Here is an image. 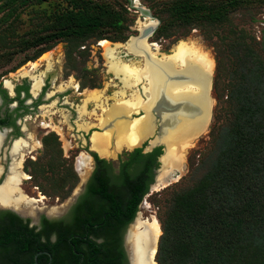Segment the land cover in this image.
I'll use <instances>...</instances> for the list:
<instances>
[{"label": "trees", "instance_id": "obj_1", "mask_svg": "<svg viewBox=\"0 0 264 264\" xmlns=\"http://www.w3.org/2000/svg\"><path fill=\"white\" fill-rule=\"evenodd\" d=\"M38 1L41 0H0V11L9 8L14 13L19 7ZM66 2L70 8L59 14L47 34L35 37L33 46L45 44L39 53L62 41L71 63L76 61L74 54L87 43L86 48L103 39L125 40L121 36V22L126 20L127 13L124 8L116 10L98 0ZM9 18L10 15L4 16L3 22ZM169 27L172 30L164 34L167 37L189 26ZM159 30L161 27L156 35L164 33ZM238 40L242 43L235 44V60L228 58L224 48L219 50L217 43L213 45L216 86L219 84L224 93L218 97L224 120L213 137L210 168L191 187L174 192L166 213L159 218L162 235L158 264H264V31L260 42L247 39L243 33ZM226 41L228 37L223 35L221 43ZM46 145L59 147L53 138H47ZM161 154V148L147 154L136 149L122 164L121 175L114 177L110 175V163L95 156L100 166L94 180L100 186L92 183L87 195H99L104 200L85 202L73 212V223L65 228L58 226L55 232L46 220L42 229L37 230L16 214L0 211V264H34L36 254L43 251L51 254L50 264L115 262L107 245L90 237L97 236L98 228L94 225L106 221L110 224V220L102 219L105 213L124 224L135 218ZM35 171L44 172L40 167ZM110 178L119 182L121 191L113 200L108 186ZM62 181L61 186H50L53 195L67 196L79 178L71 167L63 170ZM53 234L57 236L55 242L51 241ZM124 258L119 248L120 264ZM49 261L47 255L38 257V264Z\"/></svg>", "mask_w": 264, "mask_h": 264}, {"label": "flooded vegetation", "instance_id": "obj_2", "mask_svg": "<svg viewBox=\"0 0 264 264\" xmlns=\"http://www.w3.org/2000/svg\"><path fill=\"white\" fill-rule=\"evenodd\" d=\"M244 1L245 0H169L166 4H163V8H161V10L159 11L156 10V8H154L153 6H143L141 0H132V4L130 0H126V3L127 8L134 13V16H139V20L150 18L142 16L140 12L135 8V6L144 7L145 9L149 10L153 16L150 21L153 22L154 20H158L159 28L162 25L189 27L227 26L231 24L229 23V16L233 12H236L238 8L245 3ZM262 17L264 25V15H262ZM138 21L135 22L134 19H131L129 21L127 20V22H129V25H133L135 23L136 25H138ZM263 31L264 28L262 30L260 41L263 38ZM155 35L156 32L154 36ZM130 38L125 39L124 41H110L107 39L103 40H107L113 43H127L128 41H130ZM103 40H99L97 41V43L100 44V42ZM150 40L149 42H151ZM153 43L154 42H152V44ZM87 45L88 43L86 44V46ZM54 46L48 51H51ZM86 46L80 47L79 51L74 54L73 57L75 60L76 54L79 57H83L91 45L88 46V48H86ZM48 51L39 53L38 55L36 54L33 59H39L44 53ZM66 51L67 50H65V58ZM125 55L129 56V54ZM66 61L70 63L67 58ZM55 64L56 62L54 61V65L47 70L45 63L43 71L41 72H39L38 68L36 75L43 72L46 74L39 91H37L35 95L32 92L34 82L30 76H23L24 73L19 74V70H17L15 73L6 72L7 70L0 71V185H3L8 182L10 177L13 176V174H19V181L15 185L18 187L19 190L22 191V193L24 191L21 186L26 185L33 186V184H38L40 186H61L63 185V170L67 168L69 169L71 167L79 178V184L80 175L78 174L75 168V160L76 158L78 159V157H75L74 162L68 160L70 157L64 155L61 139H59L58 137L64 134L63 131L65 126H70L74 128L77 132H81V134L87 135V151L89 153L86 154H88L87 156L90 158L92 171L83 181V185L81 186V188L78 189H82V192L77 197L76 201L74 203H71L76 194L75 193L73 196H71L73 190L76 188L75 187L67 196H51L57 198L56 201L60 202L58 210L52 212H48V210H43L42 212L35 213L36 215L31 214L30 216L28 215L27 218H22L24 221H29L30 226L36 227L37 230L42 229L43 222L44 220H46L50 226L53 225L52 228L54 232L57 230L58 226H62L65 228L71 225L73 223V212L85 202L96 201L100 203V201L104 200L99 195L91 196L87 195V193L89 186L92 183L97 187L100 186V182L94 180L95 173L100 166L97 163L95 156H97L98 159L106 160L105 158H102V156H100L95 150H92L90 148L89 138L90 134L94 131V129H91L89 132H85L83 130H80L77 126L78 123H82L84 121V118L87 117L85 116L83 117V119H80L78 111V107L82 105V101L84 98L82 100H79L81 101L80 105L78 104V102H76L78 101V99L74 100L72 97L73 90L78 95L83 96L84 92H88V89H90V91H93L100 90L102 87L98 86L97 84H94V82H90V84L84 82H81L80 84L70 83L68 86L65 83L67 82V80H64V84L66 87H63L62 85H57L59 74ZM7 81L10 82L11 88L6 85ZM107 95L109 94L107 93ZM92 105L93 104H91V106ZM57 116H59L61 119L57 120ZM48 120L49 122H47ZM56 122L60 123L62 127L56 126ZM35 128L36 130L50 129V131H47L45 135L39 137L35 131ZM57 129H60L61 134L58 133ZM47 138L55 139L56 143L59 145L58 149L48 147V145H46ZM20 142H24L26 143V145L15 149L16 143ZM147 144L148 142H146L142 146V148L137 149H142V153L147 154L143 152ZM135 150L136 149H134L133 151L123 150L122 152L117 154L116 159L106 160L108 163H110V175L112 177L121 175L122 164L128 160L129 154H131ZM159 157L160 155L156 159L158 166L152 170V177L150 182L148 183L149 191L144 196L142 203L145 197L150 193L152 186L156 182L157 170L160 167ZM39 167L43 169V173H37L35 171V169ZM84 168L85 167H83V169ZM57 171L59 173H57ZM28 173H30L31 175H29ZM132 173H134V171H132ZM108 186L109 192L112 193V200L114 199V197L117 198V195L121 192L119 182H115L113 178H110V180L108 181ZM78 190H76V192ZM20 193L18 195H20ZM31 193L34 192L31 191ZM18 195H16V198L19 197ZM24 196L29 200L35 201L32 202L34 204L44 203L43 199H46V197L43 198L40 197V195H38V198L29 197L25 194ZM67 199V204L64 205ZM142 203L139 206V210ZM0 211L4 210L0 209ZM138 213L139 211L137 212L135 218L127 224H124L123 221L118 220L114 216L108 215L109 213H105L102 215V219L103 221L107 219L110 220V224L106 221L104 223L94 225V227L98 228L97 236L91 235L90 237L99 244L107 245L110 255L112 256L111 258H114V260H116L115 262L111 260H104V264L105 262L106 264H120L119 248L122 249L125 256L122 263L129 264L124 247V239L129 226L137 218ZM34 216L35 218H37V224H32V218H34ZM143 224L146 223L144 222ZM139 225L140 222L136 224V227H138ZM146 225L148 226V224ZM56 239V234H53L51 236V241L55 242Z\"/></svg>", "mask_w": 264, "mask_h": 264}, {"label": "rangeland", "instance_id": "obj_3", "mask_svg": "<svg viewBox=\"0 0 264 264\" xmlns=\"http://www.w3.org/2000/svg\"><path fill=\"white\" fill-rule=\"evenodd\" d=\"M98 1L100 3H107L116 10H121L124 8L127 11V13H125L126 20L121 22L124 26V30L121 31V36L123 38L129 39L130 37L136 36L138 34V25H136V23L129 25L127 20L129 21L134 19L136 22L140 18L139 16L135 17L134 13L127 8L126 0ZM167 1L169 0H141V3L146 7L153 6L159 11L161 8H163V4L167 3ZM244 2L245 3L241 5L236 12H233L229 16V23L231 24L227 26H192L181 28L176 32H173L172 36L167 37L164 34L168 30H172V27L162 25L161 30L159 31L164 33H159L150 40L151 42H154L153 44L155 45L157 43L156 46L158 47V51L160 53L166 55L172 54L174 47L181 43L196 46L200 48L203 53L207 54L209 59L214 63L213 85L211 92V96L214 99V108L208 132L202 134L203 136L198 139L197 143L189 149L186 155V167L181 177L177 181L175 180V182H172L171 185H168L167 187H162L158 190L151 189L150 193L145 197L137 216V219H139L141 223L145 222L148 225L156 220L159 228L161 229V234L157 239L158 246L160 237L162 235V226L159 218L166 213L172 194L177 191L185 190L200 180L210 168L211 161L214 158L213 137L217 132L218 126L224 120L223 117L221 118V104H218V97H222L224 93L221 91L219 84L216 86V49H214L213 45L214 43H217L219 50L224 48L227 50L226 55H228V58L235 60V53L237 51L235 49V44L242 43V41L238 40L242 33L247 39L256 38L257 42H260L262 30L264 28L262 17V15H264V0H245ZM68 8H70V5L68 2H66V0H41L26 7H19L14 13L9 8H4L2 11H0V71L7 70L6 72L15 73L17 70H19V74H25L31 70L35 63L37 64V70L39 68V72H41L43 71L44 65L46 63L43 57L45 55H50L52 60L56 62L55 65L58 69L59 75L57 85L66 87L64 80H67L65 83L68 86L70 83L80 84L81 82H84L90 84V82H94V84L102 87L98 91H105L106 95L108 93L111 96V94L120 89L121 83L109 71L108 62L104 53V44L102 43L92 44L83 57H79L76 54V61L71 63L66 61V45L63 42H58L51 51L44 53L39 59H33L34 56L38 54L39 51L45 46V44L33 46L35 43V37H44L51 25L56 21V18L59 16V14H62L63 11ZM6 15H10V18L7 22H3V18ZM223 35L228 37V41L225 43H221V38ZM109 43L110 45L115 44L113 42ZM125 54L126 53L123 51H121L119 54L122 61H126L127 63H142L137 62L139 61L137 57L130 54L127 56ZM223 56L224 55L222 53V62H225V58ZM24 74L23 76H25ZM222 83L224 84L225 82L223 81ZM87 91L88 92H84L83 97L78 95L73 90L72 97L74 100L78 99L76 102L81 105V101H79L80 99L82 100L85 98L86 94H90L91 92L97 90L90 91V89H88ZM89 105V111L95 108L94 104L92 106L91 104ZM56 119L59 120L61 118L57 116ZM47 122H49V120ZM83 122H88L91 124L96 123L94 118L89 116L84 118ZM56 126L62 127L58 122H56ZM35 131L39 137H42L47 131H50V129L36 130L35 128ZM57 131L61 134L60 129H57ZM63 132L64 134L58 138L61 139L64 155L70 157L68 160L74 162L76 156L79 157L80 154L88 155L86 154L89 153L87 151L88 140L86 134L83 135L81 132H77L70 126H65ZM75 162V168L80 175V183L77 184L71 196L76 193V190L81 188L83 181L92 171L91 162H88L84 169L79 168L77 158ZM28 174L31 175L30 173ZM37 185L38 184H33V186H21L24 191L23 193L29 197L38 198V195L43 198L46 197V199H43L44 203H35L33 205L23 207L22 211L24 214L30 216L31 214L36 215L35 213L42 212L43 210H48V212L58 210L60 202L56 201L57 198L51 197L53 196V191L50 189V186ZM31 191L34 193H31ZM20 192L23 194L21 190ZM67 201L68 199L64 205L67 204ZM23 202L29 201L24 200ZM142 225L145 224H140L139 227ZM156 258L157 255L155 257V261L156 264H158Z\"/></svg>", "mask_w": 264, "mask_h": 264}, {"label": "bare ground", "instance_id": "obj_4", "mask_svg": "<svg viewBox=\"0 0 264 264\" xmlns=\"http://www.w3.org/2000/svg\"><path fill=\"white\" fill-rule=\"evenodd\" d=\"M153 24L154 22L150 19L139 20L138 30L141 31ZM133 41L131 39L127 43L112 45L105 40L100 42L104 44L109 71L120 81L121 87L111 96L106 95L105 91L98 90L86 94L83 105L78 107L79 117H94L96 123L83 122L82 124L78 123L77 126L85 132L94 129L89 138L92 150L102 157L115 158L123 150L140 148L146 142L153 144L159 142L158 138L153 142L155 138L153 111L156 110L161 115L163 123L167 121L168 125L166 135L160 141L165 143L168 148L162 158L163 176L174 171L179 174L178 177L168 180L172 183L184 173L189 149L197 143L202 134L208 132L209 128L202 134L195 135V128L206 117L208 101H202L201 98L208 95L204 84L205 77L213 75L214 63L200 48L193 45L178 44L174 47L172 54L166 55L158 51L157 44H149L148 52L154 59L169 63V66L166 67L169 74L174 72L178 74L179 70H183L182 75L172 80L166 76V73L155 70L144 59L143 54L135 55L139 60L137 62L142 63L122 61L119 56L121 51L126 54L134 52ZM43 58L47 63V70L50 69L54 60L50 55H45ZM36 71L37 64L34 63L31 70L24 74L33 79L32 92L34 95L39 91L46 74L43 72L36 75ZM6 85L11 88L9 81L6 82ZM89 104L95 105L91 111H89ZM173 104L175 106L177 104V107L165 110V106ZM24 145H26L24 142L16 143L15 149ZM88 162H90V158L85 154H81L77 159L80 169L87 166ZM18 179L19 174H13L9 179L10 182H6L0 189V200L6 206L18 208L24 200L35 202L19 192L20 190L15 185L19 181ZM168 181L165 180L155 189L167 186ZM19 193L20 195H18ZM14 194L19 196L15 201L11 200ZM148 226L149 232L154 234L157 241L161 234L158 223L154 220ZM140 232L141 240L149 243L151 236L148 230Z\"/></svg>", "mask_w": 264, "mask_h": 264}, {"label": "water", "instance_id": "obj_5", "mask_svg": "<svg viewBox=\"0 0 264 264\" xmlns=\"http://www.w3.org/2000/svg\"><path fill=\"white\" fill-rule=\"evenodd\" d=\"M131 4H132V0H130ZM135 8L140 12V14L144 17H148L150 19L153 18L151 12L147 9H145L144 7H136ZM154 24L151 26H148L147 28L143 29V30H138V34L136 36H133L130 38L133 39V49L134 52L132 53L134 56L135 55H144V59L149 62L154 69L158 70V72H164L166 73V76H169L170 79L174 80L175 77L182 75V71L183 70H179V73L177 74V72H174L173 74H169L170 72H168V70L166 69V67L169 66V63L167 62H161L158 61V59H154L148 52V48L147 46L150 44L152 45V42H149V40L154 36L158 26H159V21L158 20H154L153 21ZM206 78V82L204 83L206 86V94L207 97L203 96L201 98V100L203 101H208V109L206 111V117L203 119V121L198 125V127L195 128V135H198L199 133L202 134L207 128H209L210 125V121L212 118V113H213V108H214V99L211 96V92H212V85H213V75H211V77H205ZM182 81H186V80H182ZM171 100V99H170ZM174 107H177V104L175 106V104H173L172 106H165V110H170L173 109ZM153 115H154V120H155V130H154V135L155 138L153 139V142L156 141V139H159V142L156 143H151L148 142L147 146L144 148V153H150L152 152L154 149L156 148H162V154L159 157V163H160V167L157 170V176H156V182L155 184L152 186V189H155L156 187H158L162 182L174 179L176 177L179 176L177 171H174L173 173L169 174V175H164L163 176V162H162V158L163 156L166 154L167 151V145L163 142H160L163 140V136L166 135L167 132V121H165V123H163V119L161 117V115L154 110L153 111ZM203 135L200 136V138ZM162 139V140H161ZM142 148V147H140ZM137 149V148H135ZM134 150V149H133ZM133 150H128V151H133ZM105 158L106 160H112V159H116L117 156L115 158H106V157H102ZM163 176V177H162ZM168 185H171V182L168 181ZM167 185V186H168ZM4 186L0 185V189ZM164 186V187H167ZM82 189L78 190L74 196V199L72 200L71 203H74L77 199V197L81 194ZM11 200H17L16 195L14 194L11 197ZM6 202V201H4ZM15 203V202H13ZM70 203V204H71ZM34 203H29V202H21L20 203V207L19 208H13V206H6L3 201L0 200V209L4 210V211H11L15 214H17L18 216H20L21 218H27L28 215L24 214V212L22 211L23 207H26L28 205H33ZM33 222L32 224H37V218H32ZM140 220L139 219H135L134 222L129 226L126 234H125V239H124V247H125V251H126V255L128 258V262L129 264H156L155 261V257L157 255V251H158V240L156 241V238L154 236V234L152 232H149L148 226L142 225L141 227H136V224L139 223ZM141 224V222H140ZM148 230L150 236H151V241L149 243H146L144 241L141 240L140 238V234L141 232L139 230ZM134 233V234H133ZM40 255H47L50 257V261L49 264L51 263L52 257L51 254L47 251H43V252H39L36 254L34 260V264H38V257Z\"/></svg>", "mask_w": 264, "mask_h": 264}]
</instances>
